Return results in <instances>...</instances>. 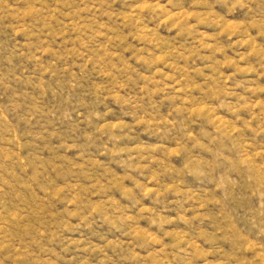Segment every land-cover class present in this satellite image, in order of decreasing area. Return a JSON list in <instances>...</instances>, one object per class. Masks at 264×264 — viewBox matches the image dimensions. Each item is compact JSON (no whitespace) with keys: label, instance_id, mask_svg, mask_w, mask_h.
<instances>
[{"label":"rangeland","instance_id":"obj_1","mask_svg":"<svg viewBox=\"0 0 264 264\" xmlns=\"http://www.w3.org/2000/svg\"><path fill=\"white\" fill-rule=\"evenodd\" d=\"M0 264H264V0H0Z\"/></svg>","mask_w":264,"mask_h":264}]
</instances>
